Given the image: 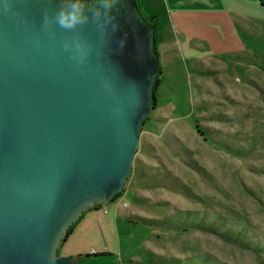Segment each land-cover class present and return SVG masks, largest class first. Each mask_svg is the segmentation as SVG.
<instances>
[{
    "label": "rangeland",
    "instance_id": "obj_1",
    "mask_svg": "<svg viewBox=\"0 0 264 264\" xmlns=\"http://www.w3.org/2000/svg\"><path fill=\"white\" fill-rule=\"evenodd\" d=\"M142 1L160 21L154 107L123 190L94 207L118 226L76 264H264V0H195L194 39L170 28L173 0Z\"/></svg>",
    "mask_w": 264,
    "mask_h": 264
},
{
    "label": "water",
    "instance_id": "obj_2",
    "mask_svg": "<svg viewBox=\"0 0 264 264\" xmlns=\"http://www.w3.org/2000/svg\"><path fill=\"white\" fill-rule=\"evenodd\" d=\"M58 6L0 0V264H76L81 253L58 247L123 190L154 107L155 26L137 1L120 0L103 39L91 23L45 33L42 13ZM71 38L88 45L82 64L63 49Z\"/></svg>",
    "mask_w": 264,
    "mask_h": 264
},
{
    "label": "clouds",
    "instance_id": "obj_3",
    "mask_svg": "<svg viewBox=\"0 0 264 264\" xmlns=\"http://www.w3.org/2000/svg\"><path fill=\"white\" fill-rule=\"evenodd\" d=\"M120 0H59V6L53 13H42V30L47 33L53 25L67 32L93 24L103 39L109 33L119 30L117 22ZM7 10V9H6ZM124 41H120L123 46ZM64 51L71 53V59L77 64L84 63L89 48L82 38H71L62 45Z\"/></svg>",
    "mask_w": 264,
    "mask_h": 264
},
{
    "label": "crops",
    "instance_id": "obj_4",
    "mask_svg": "<svg viewBox=\"0 0 264 264\" xmlns=\"http://www.w3.org/2000/svg\"><path fill=\"white\" fill-rule=\"evenodd\" d=\"M194 1L195 0H173L170 5V13H172V20L170 28L172 31H176V33L181 32V37H186L188 39H194L195 34L189 31L187 25H185V19L187 15L194 10ZM196 4V3H195ZM213 6V4H210ZM193 6V8L191 7ZM154 12H152L153 14ZM156 15V13H154ZM157 16V15H156ZM183 32V34H182ZM161 43V40H160ZM159 43V44H160ZM118 214H121L119 210H115L114 212H109L108 209H104V211H100L97 208H90L86 211L83 216L78 219V222L74 224L72 231L67 235L66 242L68 245L66 250L62 251V254H78L83 253L85 248L86 240H96L98 236L96 230L99 231V236L105 231V226L110 224L112 226L117 227L118 225ZM123 215V214H121ZM124 217V216H123ZM104 230V231H102ZM109 234V231L107 232ZM71 241L72 244L69 242ZM92 251H95L92 248ZM94 253V252H93ZM85 256L82 254L81 258Z\"/></svg>",
    "mask_w": 264,
    "mask_h": 264
},
{
    "label": "trees",
    "instance_id": "obj_5",
    "mask_svg": "<svg viewBox=\"0 0 264 264\" xmlns=\"http://www.w3.org/2000/svg\"><path fill=\"white\" fill-rule=\"evenodd\" d=\"M136 1H137V4H138V7H139L141 13L144 15V17H145L150 23H152V24L155 26V40H156V45H157V26H158V24H159L160 21H159V19H158V17H157L156 15L152 14V13L148 10V8L146 7L145 3H144L142 0H136ZM156 81L159 82V75L156 76ZM156 81H155V83H156ZM155 88H156V87H155ZM119 193H120V192H117V193L115 194V196H116L117 194H119ZM115 196L113 197L112 200H114ZM73 226H74V223L71 224V225L69 226L67 235L72 231Z\"/></svg>",
    "mask_w": 264,
    "mask_h": 264
}]
</instances>
